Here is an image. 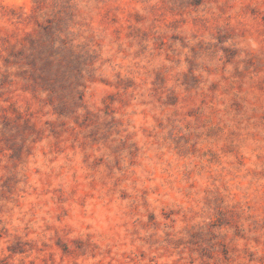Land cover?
Listing matches in <instances>:
<instances>
[{"label": "clouds", "instance_id": "9594fccd", "mask_svg": "<svg viewBox=\"0 0 264 264\" xmlns=\"http://www.w3.org/2000/svg\"><path fill=\"white\" fill-rule=\"evenodd\" d=\"M0 264H264V0H0Z\"/></svg>", "mask_w": 264, "mask_h": 264}]
</instances>
